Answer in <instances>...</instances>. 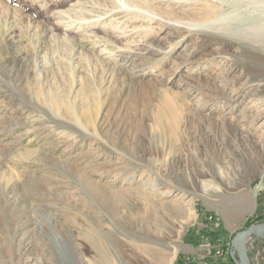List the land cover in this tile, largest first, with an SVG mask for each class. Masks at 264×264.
Instances as JSON below:
<instances>
[{"label":"rangeland","instance_id":"obj_1","mask_svg":"<svg viewBox=\"0 0 264 264\" xmlns=\"http://www.w3.org/2000/svg\"><path fill=\"white\" fill-rule=\"evenodd\" d=\"M263 1L0 0V264H238L264 224Z\"/></svg>","mask_w":264,"mask_h":264},{"label":"bare ground","instance_id":"obj_2","mask_svg":"<svg viewBox=\"0 0 264 264\" xmlns=\"http://www.w3.org/2000/svg\"><path fill=\"white\" fill-rule=\"evenodd\" d=\"M264 2V1H263ZM102 3V2H101ZM258 3V2H257ZM82 4V3H81ZM74 5V4H73ZM254 5V4H253ZM258 6V5H257ZM111 8H113V7H111ZM87 9V8H86ZM99 9V8H98ZM103 11V10H102ZM111 12V11H110ZM105 13V12H104ZM115 13V12H114ZM96 14V13H95ZM106 14V13H105ZM104 15V14H103ZM107 15H109V14H107ZM111 15V14H110ZM96 16V15H95ZM105 16V15H104ZM104 16H100V18H104ZM63 17V16H62ZM90 18V17H89ZM73 19V18H72ZM71 19V20H72ZM109 20V19H108ZM116 20V19H115ZM154 20V19H153ZM67 22V21H66ZM96 22V21H95ZM64 23V22H63ZM167 23V22H166ZM98 24V23H97ZM69 27H70V25H69ZM68 27V28H69ZM255 27V26H254ZM255 29L257 30V31H262V30H264V26L263 27H261L260 26V28L259 27H255ZM117 31V30H116ZM115 31V32H116ZM134 31V30H133ZM118 33V32H117ZM129 35V34H128ZM125 36V35H124ZM137 41V40H136ZM139 41V40H138ZM137 45L139 46L138 48L140 49H144V51H145V53L146 52H150V50L151 49H147V47H145L144 46V48L142 47V43H140V42H137ZM138 49V50H139ZM205 185V184H204ZM147 196L148 195H146V198H147ZM244 199V198H243ZM243 199H241L240 198V200H241V202H240V204L237 206V214H240V215H244V214H247V213H250L252 210H253V208H254V205H255V203L252 201V200H250V199H248L249 201H245V200H243ZM141 210V209H140ZM130 216L132 217V219L134 220V221H141L142 219L144 220L145 219V216H143L142 215V211H137L136 213L135 212H133L132 214H130ZM145 220H147V219H145ZM145 222H147V221H145ZM144 223V222H143ZM96 225H98V224H96ZM91 226V225H90ZM90 228H92L90 231H89V233H90V237L91 238H95V239H99V240H101L104 244H105V246H106V248H107V250H109V248H108V246H107V243H106V241H104L103 240V238L101 237V233H99L100 231L95 227V226H91ZM90 242H92L93 244H97V243H95L93 240H89ZM136 248H138L137 250H139V251H143L144 253L145 252H148V251H150L151 250V248H150V245H148V244H142V243H137L136 244ZM94 251L97 253V256L96 257H100V258H102L103 259V252H102V249H99V248H97V247H94ZM160 251V250H159ZM160 254H164V252L163 251H160L159 252ZM102 263V262H101ZM104 264H118L116 261H115V259L112 257V255L110 254V253H108L107 252V259L105 260V262H104Z\"/></svg>","mask_w":264,"mask_h":264},{"label":"water","instance_id":"obj_3","mask_svg":"<svg viewBox=\"0 0 264 264\" xmlns=\"http://www.w3.org/2000/svg\"><path fill=\"white\" fill-rule=\"evenodd\" d=\"M251 235L264 239V224L250 226L248 229L238 232L235 236L233 245L236 248L239 257V260L237 261L238 264H250L246 250V240Z\"/></svg>","mask_w":264,"mask_h":264}]
</instances>
